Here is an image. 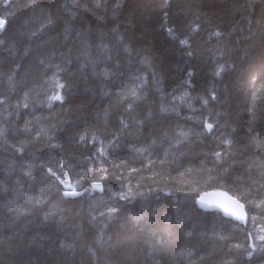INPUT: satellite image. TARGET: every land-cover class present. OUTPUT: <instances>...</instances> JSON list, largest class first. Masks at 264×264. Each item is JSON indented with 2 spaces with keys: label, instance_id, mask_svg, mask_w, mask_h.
<instances>
[{
  "label": "trees",
  "instance_id": "obj_1",
  "mask_svg": "<svg viewBox=\"0 0 264 264\" xmlns=\"http://www.w3.org/2000/svg\"><path fill=\"white\" fill-rule=\"evenodd\" d=\"M0 19V264H264V0ZM216 189L245 221L197 207Z\"/></svg>",
  "mask_w": 264,
  "mask_h": 264
},
{
  "label": "water",
  "instance_id": "obj_2",
  "mask_svg": "<svg viewBox=\"0 0 264 264\" xmlns=\"http://www.w3.org/2000/svg\"><path fill=\"white\" fill-rule=\"evenodd\" d=\"M237 204L242 203L220 189L203 192L196 199V205L200 210L217 211L225 218L243 222L246 220L247 214L244 209V219H238L237 216L234 215V213L239 211L236 207Z\"/></svg>",
  "mask_w": 264,
  "mask_h": 264
},
{
  "label": "snow or ice",
  "instance_id": "obj_3",
  "mask_svg": "<svg viewBox=\"0 0 264 264\" xmlns=\"http://www.w3.org/2000/svg\"><path fill=\"white\" fill-rule=\"evenodd\" d=\"M5 23H6L5 20L0 19V28H3L4 25H5ZM52 99H54V100H59V99H61V97H60L59 95H57V96L52 97ZM211 127H212V125L209 124V125H208V128L211 129ZM94 187L98 188L99 185H94ZM76 194H77V193H75L74 191L71 192V193H69V192H66V193H65L66 196H67V195H76ZM236 207H237V209H238L239 211H238L237 213H234V215H236L238 219L243 220V219H244V206H243L242 204H237ZM262 239H264V237H262ZM249 255H251V253H249Z\"/></svg>",
  "mask_w": 264,
  "mask_h": 264
},
{
  "label": "rangeland",
  "instance_id": "obj_4",
  "mask_svg": "<svg viewBox=\"0 0 264 264\" xmlns=\"http://www.w3.org/2000/svg\"><path fill=\"white\" fill-rule=\"evenodd\" d=\"M69 190H72L71 187H68V188L66 189V191H69ZM263 235H264V233H263V234H259L257 239H258V240H261V237H262Z\"/></svg>",
  "mask_w": 264,
  "mask_h": 264
},
{
  "label": "bare ground",
  "instance_id": "obj_5",
  "mask_svg": "<svg viewBox=\"0 0 264 264\" xmlns=\"http://www.w3.org/2000/svg\"><path fill=\"white\" fill-rule=\"evenodd\" d=\"M66 192H69V193H71V192H73V190H69V191H66ZM69 196H73V195H69Z\"/></svg>",
  "mask_w": 264,
  "mask_h": 264
}]
</instances>
